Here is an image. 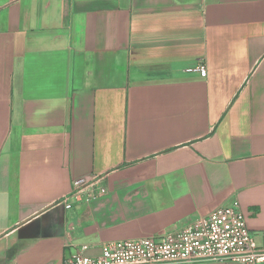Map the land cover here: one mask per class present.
<instances>
[{
	"label": "crops",
	"instance_id": "1",
	"mask_svg": "<svg viewBox=\"0 0 264 264\" xmlns=\"http://www.w3.org/2000/svg\"><path fill=\"white\" fill-rule=\"evenodd\" d=\"M232 201L264 247V0H0V264Z\"/></svg>",
	"mask_w": 264,
	"mask_h": 264
},
{
	"label": "built area",
	"instance_id": "2",
	"mask_svg": "<svg viewBox=\"0 0 264 264\" xmlns=\"http://www.w3.org/2000/svg\"><path fill=\"white\" fill-rule=\"evenodd\" d=\"M197 70L206 75L204 65ZM86 248L81 245L62 264H264V247L256 244L237 201L171 231L103 242L94 256L86 255Z\"/></svg>",
	"mask_w": 264,
	"mask_h": 264
}]
</instances>
